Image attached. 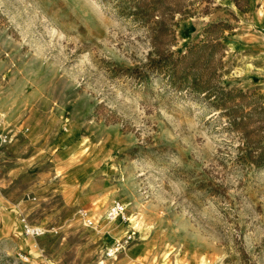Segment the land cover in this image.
I'll list each match as a JSON object with an SVG mask.
<instances>
[{"label":"rangeland","instance_id":"obj_1","mask_svg":"<svg viewBox=\"0 0 264 264\" xmlns=\"http://www.w3.org/2000/svg\"><path fill=\"white\" fill-rule=\"evenodd\" d=\"M0 118V264H264V0H0Z\"/></svg>","mask_w":264,"mask_h":264},{"label":"built area","instance_id":"obj_2","mask_svg":"<svg viewBox=\"0 0 264 264\" xmlns=\"http://www.w3.org/2000/svg\"><path fill=\"white\" fill-rule=\"evenodd\" d=\"M10 140L8 132L3 128L2 120L0 118V148L7 144ZM76 213L79 215V217L82 219L83 223L87 226H93V219L90 217L88 211L84 208H79ZM106 216L109 219H120V220H127L128 217L126 215V209L124 204L119 201L115 200L113 201L110 206L107 209ZM24 231L28 234L38 236L44 232V230L41 227L38 226H32L28 224L27 222L23 223ZM126 241V240H125Z\"/></svg>","mask_w":264,"mask_h":264},{"label":"crops","instance_id":"obj_3","mask_svg":"<svg viewBox=\"0 0 264 264\" xmlns=\"http://www.w3.org/2000/svg\"><path fill=\"white\" fill-rule=\"evenodd\" d=\"M12 140H13V137L10 135V140H9V142L7 144H9Z\"/></svg>","mask_w":264,"mask_h":264},{"label":"bare ground","instance_id":"obj_4","mask_svg":"<svg viewBox=\"0 0 264 264\" xmlns=\"http://www.w3.org/2000/svg\"><path fill=\"white\" fill-rule=\"evenodd\" d=\"M128 205V204H127Z\"/></svg>","mask_w":264,"mask_h":264}]
</instances>
